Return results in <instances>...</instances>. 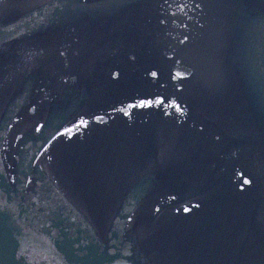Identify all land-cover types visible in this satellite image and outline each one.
<instances>
[{"label":"water","instance_id":"95a60500","mask_svg":"<svg viewBox=\"0 0 264 264\" xmlns=\"http://www.w3.org/2000/svg\"><path fill=\"white\" fill-rule=\"evenodd\" d=\"M0 264H264V0H0Z\"/></svg>","mask_w":264,"mask_h":264},{"label":"snow or ice","instance_id":"6c2138e0","mask_svg":"<svg viewBox=\"0 0 264 264\" xmlns=\"http://www.w3.org/2000/svg\"><path fill=\"white\" fill-rule=\"evenodd\" d=\"M152 75H153V76H156L157 74H156L155 72H153ZM177 75L179 76L180 74L177 73ZM158 103H163V101H162V100H161V101H158ZM134 106H135V105H134ZM139 106H140V107L152 106V101H151V100H149V101H141L140 104H139ZM177 107H178V106H177ZM121 111H124L125 114H128L127 111H126V109H121ZM81 123H85V122H84V121H81ZM249 183H250V182H249ZM185 210L187 211L188 209H185Z\"/></svg>","mask_w":264,"mask_h":264}]
</instances>
